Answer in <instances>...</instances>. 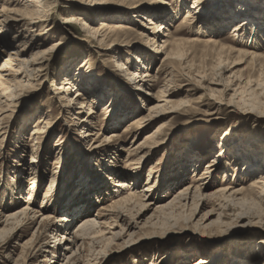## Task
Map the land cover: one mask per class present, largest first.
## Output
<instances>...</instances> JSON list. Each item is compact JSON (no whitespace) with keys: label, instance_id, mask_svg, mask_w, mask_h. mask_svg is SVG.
Here are the masks:
<instances>
[{"label":"rangeland","instance_id":"obj_1","mask_svg":"<svg viewBox=\"0 0 264 264\" xmlns=\"http://www.w3.org/2000/svg\"><path fill=\"white\" fill-rule=\"evenodd\" d=\"M45 1L46 7L39 19L31 20L34 22L31 24L27 18L20 19L1 11L6 6L12 8L13 4L9 5V0L0 1V21L6 19L3 23L6 27L1 28L0 24V67L8 52H16L19 59L27 62L26 74H21L20 70L16 75L22 86L10 88L12 95L9 91H0L2 217L27 205L34 210L41 205L50 208L52 221L59 225L61 213L57 211L65 205L67 197L82 199L81 205L86 202V187L76 189L77 181L94 185L95 181L102 182L113 173L133 176L136 172L137 191L148 179V183L154 184L152 192L148 193L149 199L156 203L157 198L165 196L164 205L182 191L181 186L175 193L165 189L169 183H180L178 174L183 171L182 167H185V183H182L185 189L194 184L192 165L196 164L195 173L200 175L205 165L214 164L216 156L226 147L231 153L223 158L222 166L215 169L216 172L213 167L208 169L214 176L207 180L212 186L207 194L233 186H239L237 189L250 187L253 180L241 172L242 163L237 164L236 170L231 161L234 156H243L248 164H255L256 160L258 165L264 166V96L260 95L264 74L255 71L248 62H236L231 55L219 50L224 46L250 52L248 48L234 45L232 41L236 42L237 38L231 34V26L220 34L196 33L190 24L182 23L192 0H149L147 9L137 13L130 10L125 0ZM180 2L185 6L180 7L179 14L171 22L169 33L172 40L185 42L180 44L183 52L174 60L163 61L164 51L156 53L159 47L147 41L154 27L146 21L161 23L164 13L174 10ZM227 2L230 10H234L235 1ZM153 13H158L159 18ZM102 24L114 28L121 26L126 31L120 32L115 41L102 39L93 34ZM88 29L93 31L90 33ZM161 35L158 33L155 45H161ZM244 45H252L251 37ZM262 48L259 53L264 55V43ZM133 70L153 77L151 84L154 86L150 92L143 91L139 96L140 92L134 90ZM249 79L255 82L251 84L253 93L242 94V90L248 89ZM56 87L63 89L55 91ZM81 89L90 93L85 100L76 101V91ZM235 90L238 92H233ZM158 91L162 92L161 98H158L160 94L156 95ZM146 93H149L145 95L149 101L143 102L142 96ZM157 99L167 103L132 139V131L125 128L136 117L146 114ZM88 112H92L89 133L93 136H86L89 128L81 124L88 118ZM117 117L121 121L114 126ZM156 127L153 138L140 147L142 154L146 152L144 159L134 163L133 159L141 153L133 154V158L127 156L128 150ZM225 163L231 166L227 168ZM32 178L34 186L31 188ZM114 181L116 184L120 179ZM111 182L100 183L103 194L90 204V215H94L99 206L105 207L116 199L119 193L111 188ZM123 192L128 193V190L120 195ZM246 199L243 206L225 210L228 216L222 219L223 225H211L222 214L213 203L200 205L193 218L184 215L185 218L178 221L171 218L178 211L154 212V207L143 212L140 224H135L134 219L138 209L123 213L116 227L105 231L101 237L83 238L78 242L81 257L78 264H189L199 261L201 264H263L264 243L260 241L261 237L264 240L261 235L264 233V195L259 203L250 196ZM79 220L73 223L72 230ZM127 223L130 229L108 243L110 234ZM44 227L40 218L33 224L24 220L8 228L1 225L0 233L9 229L15 231L0 236V264H65V258H58V253L53 254L52 250L36 255L30 254L28 247L24 251L23 245L32 237L39 243L53 246L52 235ZM56 234L60 239V234Z\"/></svg>","mask_w":264,"mask_h":264},{"label":"bare ground","instance_id":"obj_2","mask_svg":"<svg viewBox=\"0 0 264 264\" xmlns=\"http://www.w3.org/2000/svg\"><path fill=\"white\" fill-rule=\"evenodd\" d=\"M9 1L11 3L9 2L10 4L9 3L6 4L9 5L13 4L12 8L6 6L3 7L1 11L3 12L5 11L7 12V14L13 15L14 17H19L20 19L27 18L29 20L28 24L34 23L31 21L33 19H39V15L41 11L43 10L44 7H46L45 0H9ZM125 1L129 2V5L131 6L130 10H132L133 13H137L142 9H147L146 7L148 3L147 1L149 0H125ZM176 1L183 2L185 0H176ZM234 1H235L234 4L235 8L234 10H230L231 6L229 5V2H227V0H207V1L192 0L190 7H188L185 10V16H183L184 18L182 19V23L190 24L191 27L195 28L196 33L199 34L206 32L210 34H216V33L220 34L226 31L227 27L229 28L231 26L232 28L231 34L233 35L234 38L235 37L237 38L236 42L235 39L234 41H232L234 45L244 47L246 49L248 48L250 52L239 51V50H235L234 47L226 48L224 46H220L219 50L227 56L231 55L236 62L237 61L248 62L250 65L254 67L255 71L259 72L260 74H264V55H261L259 53L263 49L262 46L264 43V0L263 3H261L262 0H234ZM180 7H182L181 2L179 5H177V7H175L174 10L172 11L169 10V12L164 11L165 17L164 19H162V22L159 24L156 23L153 24L149 21V19L148 21H146L148 22L147 24L152 25L154 27V29L150 32L151 38H148L147 36V41L148 42L150 41L155 48L159 47L160 50H157L156 53L158 52L162 53L161 51H164L162 53L163 61L174 60L173 59L174 57L176 56L180 57L183 52L182 48H180V44H185V42L172 40L171 34L169 33L171 22L179 14ZM152 15L156 16L157 18L158 17L157 15L159 14L153 13ZM3 23L4 24L6 23L5 18L2 21H0V24L2 26L1 28L6 27L5 25L3 26ZM124 29L121 26H116L114 28V27H107V25L102 24L101 27L96 31H93L91 29H88V31H90V33L91 31H93V34L95 36H98L102 39L115 41L118 39L119 37L118 34L120 32L124 33L126 31ZM177 32L178 31H176V33ZM158 33H162L161 35L162 38H160V44H161L160 46L155 45V41H154L156 38L159 39ZM250 37H251L252 45L247 47L246 45H244V42L247 38ZM136 61L140 62L137 59ZM144 63H142L141 65H143ZM20 70H22L21 74L23 75L26 74L27 62L23 61V59L22 60L19 59L18 54L16 52H8L6 58L4 59L3 65L0 67V91L4 93L9 91V94L12 95V91L9 90L10 88L14 90L22 86L21 81L16 80V75L19 74ZM142 73L143 74L137 73L134 70L131 72V76H132L131 81L133 82V85L135 87L134 90L140 92L139 96L141 95V92L143 93V91L150 92V90L154 86V84H151L153 82L152 81L153 77L149 76V74L144 75V72ZM252 83L255 82L249 79V81L247 82L248 89L242 90L241 93L246 94L248 92V94L250 93L252 94L253 93L252 87H254L251 86ZM63 85L67 86L70 84L63 83ZM255 86L258 87L259 85H255ZM87 87L88 86H86V88ZM60 88L63 89L62 87H56L55 91L61 90ZM67 89L68 88H66L65 91H67ZM81 90L76 91L75 94L76 101L85 100L86 95L90 93L87 90L85 91L84 90L81 91ZM262 90L263 93L262 94L260 93V95L264 96V87ZM161 91H158V93L156 94V95L160 94L158 98L162 97ZM233 92H238V90H235ZM145 95H149V93L144 94V97L142 96L143 102L144 101L148 102L149 98H145ZM9 97L11 98V96H8V98ZM156 101H157L156 104H153L151 107H149L146 110V114L136 117L133 120V122L127 125V127L125 128L126 131H130V132L132 131V139H135L137 135L141 132L139 129L144 125V123L150 120L155 115H158V113L162 110L164 104L167 103L166 101H163L161 99H157ZM159 103H162V105H159ZM80 104H81L80 107L81 109L83 107V103L81 102ZM87 117L88 118H86V120L83 119L81 121V124L83 123L82 126L83 125L88 126L89 128L88 133H86V136H93V134L89 133L92 129V120H93L92 112L91 113L88 112ZM120 121L121 120L119 119V117L115 118L113 122L114 126H116V124H118V122ZM83 128L84 127H82V129ZM157 128L158 127H156V129L151 133L144 135L140 143H137L132 150H128L127 156H132L133 154L141 153L140 147L142 148L147 141L153 138V135L157 132ZM114 137L115 136H113V138ZM220 146H222V144ZM229 153L231 152L226 147V149H224L222 153L220 152L219 155L216 156L215 158L216 161H213L215 162L214 164L208 163L205 165V169L200 175L195 173L196 164L192 165L191 171L193 173L194 184H191L185 189H183L184 186L183 184L185 183L183 179L185 177L184 176L185 174H183V172L185 170V167H182L181 169H183V171L181 172V174H183V176L180 177L181 174L180 173L178 174L179 176L178 178L179 180H181L180 183L177 185L175 182H172V184L171 183L167 184V187L165 188L166 190H168V192H170L171 190L174 191L175 193V190L177 189L180 190V188H182V191L178 193L175 199L164 205H163L164 202L162 201L165 198V196H161L159 199L157 198L156 200L154 199L157 204L154 203L151 198L149 199L150 196H148L149 195L148 193L152 192V189L154 188V184L151 185V182L148 183L147 181L148 179L143 184L142 188L137 191L135 186L137 185L139 179L136 176V172L132 174L133 176L131 175L127 176L122 174L115 176L113 173L111 175L109 174L107 178L103 181H109V182L112 181L110 183L112 185L111 188L115 190L114 192L119 194H117L116 199L111 201L109 205H106L105 207L99 206L94 215L93 214L90 215V209L92 208L90 204L93 201L95 202L96 200L95 198L99 199V197H101V195L103 194V192L101 191V188L103 186L102 185L103 181L102 182L95 181L94 185H96L97 182L98 183L97 186L94 187L93 184H88V182L85 183L83 180L82 181L79 180L76 182L74 186L76 189L81 188V190L86 187V189H84L85 190L84 192L85 195L87 194L86 196H88L86 199L87 204H85L86 202H84V204L82 202L81 205L80 200L82 199L78 198L77 195H76L77 198L67 197L65 201L66 202L65 205H62V208L59 211H57L59 212V214L61 213L58 220L60 223L59 225H57V222L54 223L52 221L53 216L51 214L53 212L49 211L50 208L49 209L45 207L42 208V206L40 205V207H38L39 208L38 210H34L33 208L32 209L29 208L27 205L26 208H23L12 215H8V217L6 218L0 215V226L5 225V228H8L10 226L11 227L16 226L24 220L30 221V223L33 224L36 222V219L40 218V223L45 226L44 228L46 232L52 235L51 237L53 240V246L54 245L56 246L53 249L52 248L53 246H48L46 243L42 244L43 242L39 243L37 238L34 239V237H32V239L29 240V242L27 241L28 243L23 245L24 251L27 250L28 247V249L30 250V254L35 253L36 255V253L38 254L42 252L47 253L48 250L49 252H51L50 250H52L51 253L53 254H55V252L58 253V258L59 257L65 258V264H78L81 262L80 248H79L80 245H78V242L81 239L84 240L83 238L93 240L98 237H101V235H103L105 231H109L113 229V227H116L115 223L122 220L123 213L126 212L129 213L131 210L138 209L134 217V219L136 220L135 224H140L141 218L143 216V212L150 210V208L152 207H154V212H167L169 210L178 211L177 214L173 213L171 216V218H175V221H178L185 218L184 215L188 216L186 218H190V219L193 218L196 215L200 205H207L213 203L214 206L216 204V206H218L219 209L222 210V214L220 213V215L217 218V222H213L211 225H214V223L223 225L224 222L222 219L224 217L227 218L228 216L226 215L225 210H227L231 206H235V207L243 206L245 202H247L248 198L246 199V197L248 196L253 198L254 199V200L252 199L253 201L259 203L261 202L262 197L264 195V166H261V163H259L260 165L259 166L256 160L254 161L255 164L254 163L248 164L246 162L247 159H245V157L243 156L240 158L234 156L232 157L234 161L232 160L231 162L234 164L232 166H234L233 168L234 169L236 168V170L238 168L236 167L237 164L242 163L243 169L241 170V172L249 180H253L250 187L248 189H244V188L237 189L239 186H233L224 189L222 188L209 195L207 194V192L212 191L211 190L212 186L210 185V181L208 182L207 180L209 178L213 179L214 176V172H211L208 169L213 167L214 171L215 169L218 170V168L222 166L221 163L224 160L223 158H225L226 154ZM141 154L136 155L135 158L132 156L134 158L133 159L134 163H139L142 159H144L143 157L146 155V152L142 154L143 156H141ZM225 165L227 168L231 166V164L229 163H225ZM224 171L226 172V170ZM117 178L120 179V182L115 184L114 179ZM33 186H34V179L32 178L30 187L32 188ZM49 188L47 189L50 190ZM32 190L33 189H31L30 191L32 192ZM123 190L126 191L128 190V193L123 192V195H120L122 194ZM45 193L44 196L47 195ZM31 196H32L31 194L28 195V200H27L28 202ZM80 196L81 195H79V197ZM189 210H190V214L188 215ZM209 215H213V213H209ZM78 218H81V220H79ZM77 219L79 220V223L74 228V230H72L73 227L72 225L75 221L76 222L78 221ZM262 220H264V218ZM52 222L53 224L49 225ZM110 222H112V224ZM262 222H263L262 224H264V221ZM117 228H118V232L110 234V237L107 238L108 243H111L115 239H118L119 236L123 235L125 231L129 230L130 224L127 223ZM12 231L15 230L13 229L5 230L3 233H0V236L3 234H10ZM61 231L62 233H59ZM55 232L60 234V239H59V235H57ZM106 233L109 234L108 232ZM131 234H129L128 237ZM261 235L264 236V233H261ZM261 240L262 241H260V243H264L263 237H261ZM104 245L106 246V244ZM193 263L194 262L192 263L190 262L189 264H193ZM198 263L201 264V261H199ZM198 263H194V264H198Z\"/></svg>","mask_w":264,"mask_h":264}]
</instances>
